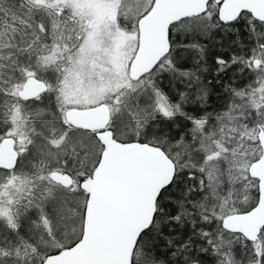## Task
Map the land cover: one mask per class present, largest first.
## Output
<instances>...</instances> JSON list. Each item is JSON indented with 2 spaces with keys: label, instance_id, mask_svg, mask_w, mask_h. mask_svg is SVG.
<instances>
[{
  "label": "snow or ice",
  "instance_id": "snow-or-ice-1",
  "mask_svg": "<svg viewBox=\"0 0 264 264\" xmlns=\"http://www.w3.org/2000/svg\"><path fill=\"white\" fill-rule=\"evenodd\" d=\"M0 264H264V0H0Z\"/></svg>",
  "mask_w": 264,
  "mask_h": 264
}]
</instances>
